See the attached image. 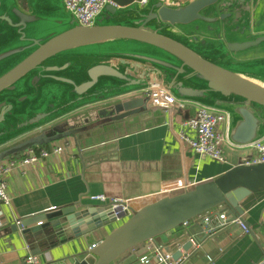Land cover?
<instances>
[{"label":"water","instance_id":"1","mask_svg":"<svg viewBox=\"0 0 264 264\" xmlns=\"http://www.w3.org/2000/svg\"><path fill=\"white\" fill-rule=\"evenodd\" d=\"M110 1L93 25L84 26L64 0H52L46 9L38 5L33 14L23 12L18 0H0V147L43 130L7 151L22 153L49 142L78 139L148 108L166 107L149 105L135 95L153 86L166 88L180 101L226 112L228 141L237 148L264 138V58L235 61L243 51L264 44V0H256L257 7L248 6L255 38L251 42L243 40L241 30L229 31L228 23L241 25L245 8L219 14L222 0H196L185 7L159 1L146 8L139 0ZM209 11L215 16L204 15ZM199 23H216L218 39L188 32V26L199 28ZM221 23L227 24L224 36L233 34L238 43L221 39ZM118 99L121 103L95 113V123L89 124L93 116L57 123L82 108ZM262 192L264 164H239L213 181L160 198L128 219L121 217L124 222L105 238L103 232L118 220L110 207L95 205L53 209L1 229L0 235L31 233L48 251L70 243L89 248L82 246L61 264H114L124 255L143 257L151 240L211 210L220 208V223L222 212H227L228 223L242 220L241 204ZM199 226L214 228L205 220ZM141 246L145 247L137 250ZM192 247L193 240L185 243L174 260Z\"/></svg>","mask_w":264,"mask_h":264},{"label":"crops","instance_id":"2","mask_svg":"<svg viewBox=\"0 0 264 264\" xmlns=\"http://www.w3.org/2000/svg\"><path fill=\"white\" fill-rule=\"evenodd\" d=\"M56 1L59 3V0ZM51 2L18 0V5L26 14H33L38 5L40 9H46ZM182 2L187 0H176L172 7L188 6ZM249 7H246L247 11ZM257 56L239 55L235 61L264 58V54ZM145 101L149 105L155 103ZM200 106L203 105L180 101L171 107L166 104L164 108H148L120 122L103 125L78 139L57 140L66 143L67 150L62 154L7 177L12 201L10 206L2 208V230L11 229L19 222L31 220L53 209L104 206L92 200L101 195L136 201V212L160 198L184 191L173 187L168 195V190L163 188L166 183L182 180L191 189L215 180L253 155L251 150L230 144L227 137L229 121L222 126L225 135L223 162L200 156L183 144L179 137L182 124L194 117ZM90 116L93 117L89 124L95 123V113ZM78 117L86 119L87 115L74 118ZM62 119L57 123L67 122L66 118ZM42 131L32 132L23 139H32ZM23 139L0 147V162L22 158L25 151L13 154L7 151L13 147L11 145ZM53 143L55 141L46 144L48 149ZM33 149L38 152L46 148L42 145ZM241 206L244 209L242 220L249 228L247 234L235 223L227 222L218 227L220 208H217L186 226L155 238L154 245L170 247L175 255L185 243L193 240V247L183 252L179 264H259L264 259V192L251 195ZM221 215L226 216L227 212ZM207 218L214 225L211 231L199 226ZM123 222L121 219L109 226L103 232L104 238ZM34 236L21 230L0 235V264H27L29 255L38 256L43 264H61L65 258L82 251V246H85L70 243L48 251L43 240H37ZM93 243L97 245L100 241ZM84 249L89 248L85 246ZM149 250L141 258L133 254L130 257L124 255L114 264H157L150 247ZM145 257L147 263L142 262Z\"/></svg>","mask_w":264,"mask_h":264},{"label":"built area","instance_id":"3","mask_svg":"<svg viewBox=\"0 0 264 264\" xmlns=\"http://www.w3.org/2000/svg\"><path fill=\"white\" fill-rule=\"evenodd\" d=\"M159 1L165 6H173L175 2V0H139L138 5L141 8H146ZM64 4L69 11L76 14L82 25L91 26L103 9L108 4L112 3L110 0H64ZM140 93L143 99L151 102L164 103L170 106H175L180 103V100L162 86H153L142 90ZM227 122L228 114L226 112L200 106L194 117L183 122L179 137L183 144L198 155L207 156L213 160L223 162L225 135L223 134L222 126ZM241 149H248L253 152V155L245 158L242 164L250 166L264 164V138ZM66 150L67 147L65 142L55 141L49 149H42L38 152L33 148L28 149L20 159H11L0 162V230L3 228L2 208L10 206L12 201L8 190L7 177L15 172H23L26 168L38 165L42 161L50 160ZM173 187L174 189H189L186 183L182 180L163 185V188L168 190V195ZM92 200L110 207L117 220H121V217H125V219L130 218L135 212V206L137 203L132 200L108 198L103 195L93 197ZM220 219L223 223L218 221V227L226 225V216L221 215ZM205 222L206 224L211 223L208 218ZM20 223L21 222H19L18 225H20ZM232 223L240 226L245 234L249 233V228L243 220L237 219ZM188 224L189 223H185V226ZM150 248L152 249L153 258L157 264H179L178 261L174 260L173 251L170 247L154 245L153 240H151ZM142 262L147 263V257L143 258ZM26 263L43 264L41 259L36 255H29L26 258ZM259 264H264V259Z\"/></svg>","mask_w":264,"mask_h":264},{"label":"flooded vegetation","instance_id":"4","mask_svg":"<svg viewBox=\"0 0 264 264\" xmlns=\"http://www.w3.org/2000/svg\"><path fill=\"white\" fill-rule=\"evenodd\" d=\"M256 1L255 0H222L221 4H220V8H219V14L224 13V15L227 14H233L234 9L238 8V7H242L245 8L243 9L246 14H245V18L242 20L241 25L236 27H232V25L234 24H230L229 27L231 29H229V31H232L233 33L236 31H240L241 33H243V40H245V42H251L252 40H255V38L253 37L254 35L252 34L251 30V24H252V14L247 13V6H251L253 4H255ZM204 15L208 16V17H214L215 16V12H205ZM228 21H226L227 23ZM227 24H222L221 23V39L224 40L225 43H238L236 41H238L237 38L233 37L231 34L229 38H226L224 36L223 33V26H226ZM188 32L192 33L194 36L196 37H202V38H207V39H212V40H216L218 39V25L216 23L214 24H207V23H199V28H197L196 24L195 25H190L187 27ZM260 54H264V44H262L261 46L258 47H254V48H250L247 51H243V53L241 55H260Z\"/></svg>","mask_w":264,"mask_h":264},{"label":"rangeland","instance_id":"5","mask_svg":"<svg viewBox=\"0 0 264 264\" xmlns=\"http://www.w3.org/2000/svg\"><path fill=\"white\" fill-rule=\"evenodd\" d=\"M196 0H187V2H182L181 4H186V5H190L192 3H195ZM180 5V4H179ZM263 55V54H260ZM260 55H258L257 57H261ZM135 95L137 96H141V94L138 92ZM121 103L120 99H118L117 101H110V102H105V103H100L94 106H89L86 108L81 109L80 111H77L76 113L70 114L67 117H64L62 120H65V118L67 119V121L73 120L74 117L77 116H86L88 118V115L92 114V113H97L99 111H106L108 110L111 106H113L116 103Z\"/></svg>","mask_w":264,"mask_h":264},{"label":"trees","instance_id":"6","mask_svg":"<svg viewBox=\"0 0 264 264\" xmlns=\"http://www.w3.org/2000/svg\"><path fill=\"white\" fill-rule=\"evenodd\" d=\"M45 148L48 149V146L45 145Z\"/></svg>","mask_w":264,"mask_h":264}]
</instances>
